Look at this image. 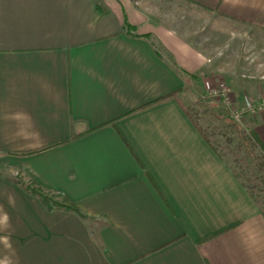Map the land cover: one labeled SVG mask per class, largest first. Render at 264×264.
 I'll return each instance as SVG.
<instances>
[{"label":"crops","instance_id":"obj_1","mask_svg":"<svg viewBox=\"0 0 264 264\" xmlns=\"http://www.w3.org/2000/svg\"><path fill=\"white\" fill-rule=\"evenodd\" d=\"M124 1L0 0V264H264L240 182L173 98L146 106L219 83L237 104L264 95V0H180L240 40L164 28V50L122 31ZM17 174L89 218L47 210Z\"/></svg>","mask_w":264,"mask_h":264},{"label":"trees","instance_id":"obj_2","mask_svg":"<svg viewBox=\"0 0 264 264\" xmlns=\"http://www.w3.org/2000/svg\"><path fill=\"white\" fill-rule=\"evenodd\" d=\"M122 31L127 35L133 37L152 38L158 48L164 50L163 43L152 30H144L143 24H136L129 19V16L124 11L122 15ZM159 38V39H158ZM159 54V53H158ZM176 65V64H175ZM178 67V70L186 73L188 77H193L186 69ZM181 90L174 91L166 96L160 97L157 100L148 103L149 106L165 98H173L188 119L192 122L196 130L201 134L210 148L218 155V157L228 166L232 174L240 182L244 190L248 193L250 198L257 205L260 213L264 217V141L260 138L255 128L241 127L237 122L234 112L238 109V104H233L232 109H225L221 104V100L210 102L204 97L197 96L194 101L202 100L203 112H212L223 116L224 123L217 124L206 121L204 124L200 123L201 113L194 106L187 103L188 97L180 95ZM201 98V99H200ZM208 98V97H206ZM189 101V100H188ZM212 103L214 105H210ZM209 106V107H208ZM217 106V107H215ZM224 109V111H222ZM232 116H231V115ZM235 118V119H234ZM240 118V117H239ZM238 119V118H237ZM210 121V120H209ZM257 122L253 119L252 124ZM218 126V127H217ZM243 155H247L246 157ZM252 158V166L250 169L244 164L241 165L243 159ZM238 163V165H234ZM247 164V163H246ZM239 166V167H238ZM11 180L22 187L26 192L32 194L40 199L47 210L61 209L78 214L81 218H89L81 209L72 201L67 199L60 193H53L43 189L33 180H24L19 174L12 176Z\"/></svg>","mask_w":264,"mask_h":264},{"label":"rangeland","instance_id":"obj_3","mask_svg":"<svg viewBox=\"0 0 264 264\" xmlns=\"http://www.w3.org/2000/svg\"><path fill=\"white\" fill-rule=\"evenodd\" d=\"M96 1L99 4L103 5L101 0H96ZM150 1L152 3V8H151L150 13H146L145 10L138 9L137 6L135 5L136 3L135 0H126L124 1V4H122L126 13H128V15L130 16L131 20L133 21L142 20L144 23H146L145 25L143 24L144 30H152L157 35L159 32H163L162 30H164V28H166L165 30L170 29L172 31L178 32L179 34L184 36L187 41L191 43H195V41H197L196 39H199L200 37H203L205 35H207L208 38L211 36L210 41H214V42L218 41L216 38H214L216 36H218L219 39L222 40V39H225V37L229 38V36L231 35L230 39H231L232 44L233 42H237L238 40H240L239 38L235 37V35H232V33L229 30L230 27H227V25L220 26V23L216 19L212 18V16L208 12H205L196 6L190 5L189 3H183V1H180V0H150ZM244 39H247V38H244ZM250 41L256 42V44H258L256 46H259L257 47L258 51H260V55L254 56V53L252 54L251 67H254L256 65L257 60L260 61V65L264 66V40L260 39V40L254 41V39H251ZM218 43L222 44L224 43V40L220 42L218 41ZM251 44L253 45L254 43H251ZM255 48H254V52L256 53L257 49ZM250 74L255 76V79L251 80L252 81L251 83L255 84V82H258L257 81L258 77L262 76L264 72L257 74L255 71L252 70ZM224 84L228 86L226 83ZM209 90L210 89H208L206 92V96L208 97V99L207 98H204V99L209 100L210 102H213L215 104L214 101H218L219 98L211 97V96L209 97L208 96ZM230 90L232 92L231 88ZM249 95H250L249 93H245L243 95L242 102L237 105L238 109L244 103L245 99L252 100V97ZM231 96H232L233 103H235L233 93L231 94ZM252 101L255 103H260L262 105V109L254 113H247V112L241 113L239 114L241 116L240 118L238 119L234 118L241 127L255 128L256 122L255 124L254 123L252 124L253 119L258 121L259 118H261V115L264 113V95L257 97L256 100H252ZM187 103L190 106H194L195 109H197L199 113H201V116H200L201 124H204L206 121H208L211 124L214 123L220 126L221 125L220 123L223 124L225 122L223 120V116H220V114H217V112L215 113H212V112L208 113V111L203 112V105L207 107L204 101L202 102V100L198 99L195 102L190 104V101H188L187 99ZM214 104L209 103V106L214 105ZM222 111H224V109ZM243 156L246 157L247 155H243ZM244 164L249 169L250 167H253L252 158H247V160L243 159V161H241V165L244 166ZM234 165H238V163H235Z\"/></svg>","mask_w":264,"mask_h":264},{"label":"built area","instance_id":"obj_4","mask_svg":"<svg viewBox=\"0 0 264 264\" xmlns=\"http://www.w3.org/2000/svg\"><path fill=\"white\" fill-rule=\"evenodd\" d=\"M231 94L232 92L230 88L224 83H219L208 91L209 97H218L221 100L223 107L230 110L232 109V105L234 104ZM261 109L262 105L260 103H255L252 100L245 99L240 108L234 112V115L235 117L239 118L241 117L239 115L241 113H254L256 111H260Z\"/></svg>","mask_w":264,"mask_h":264}]
</instances>
